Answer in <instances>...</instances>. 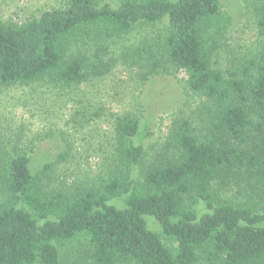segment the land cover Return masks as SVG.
<instances>
[{
  "label": "trees",
  "instance_id": "16d2710c",
  "mask_svg": "<svg viewBox=\"0 0 264 264\" xmlns=\"http://www.w3.org/2000/svg\"><path fill=\"white\" fill-rule=\"evenodd\" d=\"M162 20L167 59L185 72L188 89L213 106L210 135L199 140L182 119L173 132L176 155L142 167L149 125L140 129L135 119H122L117 133L124 170L67 201L41 189L27 154L4 156L0 184L13 199L0 202V264H63L60 246L79 238L95 264H264V136L248 129L252 107L264 108V44L240 75L213 66L207 33L229 23L219 0H121L116 6L68 0L18 23L0 20V85L44 75L83 81V61L66 59L75 39L89 29L122 35ZM243 167L262 171L258 196L217 200L213 184L226 186Z\"/></svg>",
  "mask_w": 264,
  "mask_h": 264
},
{
  "label": "rangeland",
  "instance_id": "374dc122",
  "mask_svg": "<svg viewBox=\"0 0 264 264\" xmlns=\"http://www.w3.org/2000/svg\"><path fill=\"white\" fill-rule=\"evenodd\" d=\"M67 1L0 0V20L18 23L63 7ZM100 1L112 6L121 2ZM219 1L229 23L221 31L207 33L210 63L240 75L239 69L248 60H257L264 44V0ZM88 31L66 51V59L83 61V81L66 83L56 75H44L29 83L0 85V166L6 155L27 154L41 189L64 201L124 170L118 156L123 142L117 133L122 119H135L140 129L149 125L151 136L142 141L147 153L142 167L176 155L173 132L180 120H188L199 140L210 135L214 122L211 102L188 89L185 72L165 55L166 20L141 22L122 35ZM252 110L249 132L262 130L259 136L263 137L264 108ZM131 141L140 142L137 137ZM46 163L48 169L43 167ZM228 180L226 186L213 184L217 200L245 202L257 197L263 187L262 171L253 168L235 170ZM9 199L13 198L1 183L0 202ZM147 221L151 229L159 230L152 218ZM60 254L63 264H95L82 238L60 246Z\"/></svg>",
  "mask_w": 264,
  "mask_h": 264
}]
</instances>
